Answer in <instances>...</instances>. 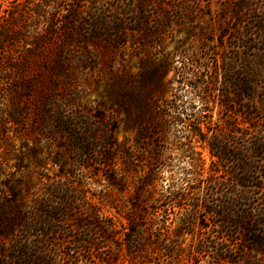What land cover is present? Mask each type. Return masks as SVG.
<instances>
[{
  "label": "rangeland",
  "instance_id": "374dc122",
  "mask_svg": "<svg viewBox=\"0 0 264 264\" xmlns=\"http://www.w3.org/2000/svg\"><path fill=\"white\" fill-rule=\"evenodd\" d=\"M55 2L0 0V22L21 26L0 42L13 238L42 252L36 264H130V237L158 245L151 264H264V0H61L47 19L59 37L74 10L124 34L87 60L76 48L62 70L16 60L18 32Z\"/></svg>",
  "mask_w": 264,
  "mask_h": 264
},
{
  "label": "trees",
  "instance_id": "16d2710c",
  "mask_svg": "<svg viewBox=\"0 0 264 264\" xmlns=\"http://www.w3.org/2000/svg\"><path fill=\"white\" fill-rule=\"evenodd\" d=\"M60 2L61 0H56V5L53 7H49V4H45V8L43 10L45 13V23L40 22L43 27H40V25L37 26L34 32H18L20 38V44L18 47L20 50L16 54V60L24 61L32 66H38L40 64L43 65V67L47 66L45 62L53 61L54 65L58 66L59 70H62L66 61L71 62V59L75 57L76 48L82 49L83 57L86 58L83 60H87L91 58L89 56L91 53L89 47L98 46L102 36L109 35L112 30L119 32L121 35L124 34L125 29L122 26L117 25L114 27L106 19L99 18L98 16L95 17L91 15V17L88 18L89 20L87 19L89 26H85L83 23L76 24V16L78 17V13H80V11L74 10L69 11L71 16H68L65 21H63V27L61 28L63 30V34L59 37L54 29V26L50 25V23L47 22V19L49 20L50 15H53L54 11L58 12L60 10ZM3 20V23L0 22V42H2L3 38L8 36L7 32L10 28L21 29V26L19 25L13 26L12 23L9 22L10 19L6 18ZM112 27L114 29H112ZM51 36H55L56 38V42L54 44L51 43ZM114 42H110V45H114ZM49 45H53V47H55L50 50ZM2 57L3 53L0 52V59ZM22 74L28 75L30 72L24 71ZM103 148L105 151L101 156L104 161L101 162L106 165L110 160L107 151L111 150L112 145L111 143H106ZM107 178L113 184L117 182L114 174L108 175ZM20 214L19 207H11L7 213L0 212V264H36V261L44 259L43 256H40V253L42 252L32 253L33 249L31 243H28L27 241L17 242V240L13 238L17 229L16 221L18 220ZM214 214L219 216L220 219L222 218L223 223H226V225L230 223V221L224 219V215L221 213L216 211ZM129 218L132 223V220H135L137 217L134 215L133 218ZM106 229L107 231L104 232L108 236V231H112L113 228L110 225H107ZM130 231L133 233V236L138 235V232L135 231V229H131ZM135 242H138V240L135 241V239H131V237L127 241V249H129L132 257L131 259H133L130 264L153 263V260L156 259L155 255H158L156 253V250L159 249V247H157L158 245L153 243L155 245L152 248L150 247V250L148 247H142L143 245L139 242L138 246ZM176 255L178 254L172 253L171 255H168L169 257L167 258L175 259L177 257ZM221 259L224 258L220 254L217 256V260ZM115 262L117 261H110L109 263L107 262V264H115Z\"/></svg>",
  "mask_w": 264,
  "mask_h": 264
}]
</instances>
